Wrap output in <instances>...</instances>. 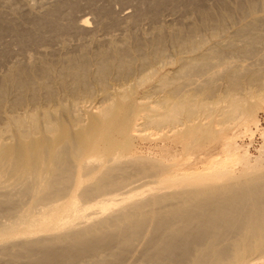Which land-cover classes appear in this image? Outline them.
I'll return each mask as SVG.
<instances>
[{"label":"bare ground","instance_id":"6f19581e","mask_svg":"<svg viewBox=\"0 0 264 264\" xmlns=\"http://www.w3.org/2000/svg\"><path fill=\"white\" fill-rule=\"evenodd\" d=\"M13 1L0 264L264 263V0L191 5L180 27L168 0L94 25L76 0H19L25 19Z\"/></svg>","mask_w":264,"mask_h":264},{"label":"rangeland","instance_id":"374dc122","mask_svg":"<svg viewBox=\"0 0 264 264\" xmlns=\"http://www.w3.org/2000/svg\"><path fill=\"white\" fill-rule=\"evenodd\" d=\"M29 1H31V3H30V5L32 6V7H35L37 4V8L36 9H38L40 6H41V2H43V3H45V1L44 0H29ZM48 1V0H47ZM54 0H49V2H53ZM71 1H73V0H71ZM76 1H77V3H76ZM75 2L73 1V3H75V5L77 4V5H79L78 7H77V5L75 6V7H77L76 9H77V11H79V12H77L76 10H74L72 13L74 14H72L73 16H75V17H77L78 15H80V16H84V15H86L88 18H89V20H90V22H91V24H93L94 25V20L95 19H97L100 15H102L101 14V12H106L105 14L103 13V15L102 16H100V18L102 17H104V15L106 16V17H110L111 16V18L113 17V15L115 14V16L113 17V18H117V17H120V15H123V13H122V11L124 12H126L127 10L128 11H132V10H134V8L136 7L137 8V6L138 7H141L140 6V4L142 5V7H144V9H148L149 10V7H150V9L151 8H153L154 9V3H150V1L151 0H149L148 1V3L147 4H144V6H143V4H142V0H132V1H130L129 3H128V5H127V3L125 2L124 4L122 3V1H119V0H76ZM88 1H90V2H88ZM93 3H92V2ZM176 1H178V2H180L181 3V5H180V3H178V2H176ZM184 1V2H183ZM192 0H168V2H167V4L165 5V7H163V9L165 8V10H163V14L164 15H166L167 17L166 18H168V19H170V20H172L173 21V23H176V24H178V25H176L175 24V26L176 27H180V26H184V25H187L189 22H191L192 21V19H193V22L194 21H196L198 18H199V15L194 11V9H192V8H195V7H198V6H200V5H203L204 7L206 6V7H208V6H210V7H212V6H218V4H217V0H200V1H198V0H194L195 2H193L192 1V3L191 4H189L190 2H191ZM132 2V3H131ZM198 2H200L199 3V5H198ZM228 2L229 3H231V2H233V0L231 1V0H228ZM15 3V4H14ZM16 3H17V5H16ZM19 3H21L22 4V2L20 1L19 2V0H15V2L13 1V3L12 4H14V6L16 7H14V6H12L13 7V9H16L17 11H18V14H16L17 16H20V17H22L21 15H23V11H24V9L25 10H27L26 9V7L24 6V5H21V4H19ZM79 3V4H78ZM135 3V4H134ZM185 5H184V4ZM211 3H212V6H211ZM215 3V4H214ZM93 4V5H92ZM134 6H133V5ZM153 4V5H152ZM92 5V6H91ZM137 5V6H136ZM148 5H149V7H148ZM169 5V7H167ZM191 5L193 6L192 8H191ZM195 5V6H194ZM208 5V6H207ZM17 6H18V8H17ZM69 5H67L66 6V9H64L65 8V6H64V8L62 9V10H66V12H67V10H68V12L66 13L65 11H62V13H61V17H65V15L68 17L71 13H69V12H71V10L69 9V8H67ZM133 6V7H132ZM164 6V5H163ZM171 6V7H170ZM0 13H2V14H4V12H5V14L3 15L4 17L6 16L7 18H10V15H8V13L6 12V11H4V10H7V9H9V8H5V5L3 4H0ZM5 8V9H4ZM132 8V9H131ZM136 8H135V10H136ZM126 9V10H125ZM153 9H151L150 11H153ZM172 9H173V12L175 13H173V15H175V16H170V15H172V12H170V11H172ZM175 9H177V11L175 10ZM21 10V11H20ZM39 10V9H38ZM147 10V11H148ZM169 10V11H168ZM2 11H4V12H2ZM7 11H10V9L9 10H7ZM108 11H109V13H110V16H108L107 14H109L108 13ZM111 11L113 12V13H111ZM127 11V12H128ZM20 12V13H19ZM63 12H64V14H63ZM170 12V13H169ZM177 12V13H176ZM186 12V13H185ZM24 13H27V14H24L23 15V18L25 17V15H26V17L27 18H29L28 16H31V15H29L30 13L28 12V10L25 12L24 11ZM122 13V14H121ZM167 13H168V15H167ZM63 14V15H62ZM68 14V15H67ZM100 14V15H99ZM191 14V15H190ZM197 14V15H196ZM77 15V16H76ZM99 15V16H98ZM117 15V16H116ZM98 16V17H97ZM169 16H170V18H169ZM25 17V18H26ZM188 17V18H187ZM24 18V19H25ZM107 20H109L110 21V19H108V18H106ZM182 19V20H181ZM187 19V20H186ZM179 22V23H178ZM186 22V23H185ZM185 23V24H184ZM26 25V24H25ZM124 24H121V25H119L118 27L119 28H116V30H115V32L116 33H120L121 31H120V29H122V26H123ZM26 26H28V27H30V25H26ZM117 30H119V31H117ZM114 32V31H113ZM6 39V40H5ZM4 41H6V42H8V44H9V46L11 45V48L12 49H17L16 48V43L14 42V38H12V37H10L9 35H7L5 38H4ZM11 42H13V43H11ZM13 45H15V46H13ZM262 113H264V110H260V112H259V119H260V116H261V114ZM261 128V127H260ZM238 129H240V131L241 130H243V127H238ZM237 129V130H238ZM149 130V129H148ZM147 130V131H148ZM254 131H255V135H254V137L252 138V145H251V153L252 154H256V149L258 148V146H259V144H260V142H261V140H260V135H259V133H257V131L255 130V129H253ZM264 130V129H263ZM150 131H152V130H149L148 132L150 133ZM144 133H146L147 134V132H146V129H145V132ZM242 141V140H241ZM243 143H245V144H250L251 142H250V139H249V137H246V138H244V140L242 141ZM242 142H239V144H242ZM210 144V143H209ZM212 144H214V143H212ZM212 144H210V145H212ZM213 152H215V151H213ZM216 153V152H215ZM261 264H264V263H261Z\"/></svg>","mask_w":264,"mask_h":264},{"label":"built area","instance_id":"2783aa9c","mask_svg":"<svg viewBox=\"0 0 264 264\" xmlns=\"http://www.w3.org/2000/svg\"><path fill=\"white\" fill-rule=\"evenodd\" d=\"M261 126L264 127V113L261 114Z\"/></svg>","mask_w":264,"mask_h":264}]
</instances>
